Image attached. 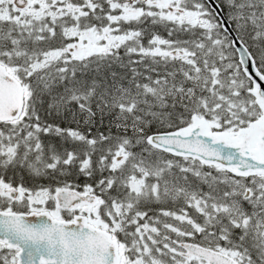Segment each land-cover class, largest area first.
<instances>
[{"label":"snow or ice","instance_id":"6c2138e0","mask_svg":"<svg viewBox=\"0 0 264 264\" xmlns=\"http://www.w3.org/2000/svg\"><path fill=\"white\" fill-rule=\"evenodd\" d=\"M0 264H264V0H0Z\"/></svg>","mask_w":264,"mask_h":264}]
</instances>
